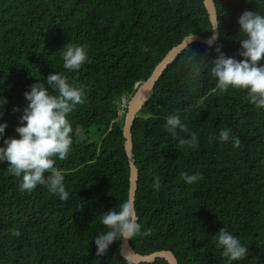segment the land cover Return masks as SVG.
<instances>
[{
	"label": "trees",
	"instance_id": "1",
	"mask_svg": "<svg viewBox=\"0 0 264 264\" xmlns=\"http://www.w3.org/2000/svg\"><path fill=\"white\" fill-rule=\"evenodd\" d=\"M213 3L219 20L215 43L239 60L237 18L245 10L264 12V5ZM211 30L203 0H0L4 136L16 135L21 113L13 108L25 105L23 92L50 71L67 75L85 96L67 117L68 156L55 163L64 174L66 201L39 185L20 192L19 179L0 164V264H133L120 256V241L101 257L92 242L104 231L100 215L128 200L121 100L127 103L134 86L183 38H206ZM69 43L85 45L89 57L74 73L62 67V46ZM192 57L211 60L215 53L188 44L132 122L134 205L142 231L151 235L129 245L140 255L170 251L177 264H228L213 237L223 227L248 247L246 258L233 264H264V109L249 104L244 90L219 91L206 67L193 79ZM173 112L197 135L198 147L181 145L167 133L164 117ZM223 128L239 137L238 147L209 139ZM184 172L203 179L187 185ZM154 177L159 191L152 188ZM139 264L169 263L156 258Z\"/></svg>",
	"mask_w": 264,
	"mask_h": 264
},
{
	"label": "clouds",
	"instance_id": "2",
	"mask_svg": "<svg viewBox=\"0 0 264 264\" xmlns=\"http://www.w3.org/2000/svg\"><path fill=\"white\" fill-rule=\"evenodd\" d=\"M246 2L264 5V0ZM237 24L238 33L242 36L238 39L236 55L241 59L226 56L221 46L215 43L218 40V20L205 41L206 47L215 53V58L196 61L192 57V78L198 79L201 70L206 67L219 91L229 88L244 90L249 104L264 109V12L245 10L238 16ZM192 39L191 33L188 41ZM62 48V67L67 72H77L89 61L87 47L83 44L69 43ZM23 98L26 103L22 109L13 108V111L21 113L14 128L16 135L5 137L7 122H0V164H6L7 173L19 179L20 192L31 193L39 185L46 187L48 193L60 201H66L69 192L65 187L64 174L55 167V163L57 159L65 160L68 156L72 127L67 117L77 105L85 102L84 89L71 83L67 75L50 71L43 80H35L29 85L23 92ZM6 103V99L0 96V109ZM3 115L0 110V120H3ZM164 127L179 144L191 148L199 146L197 135L182 122L180 113L167 114ZM180 133H185V136ZM209 139L220 143L230 142L234 148L240 144L239 137L231 135L229 128L220 129L215 137ZM181 179L187 185H194L203 177L198 173L184 172ZM152 188L160 190L159 177H154ZM100 223L104 231L92 239L97 257L103 256L114 241H130L135 237L151 235L150 230L142 231L135 205L127 199L104 211L100 215ZM213 237L216 248L221 250V256L226 258L228 264L243 260L248 255V247L225 228L219 229Z\"/></svg>",
	"mask_w": 264,
	"mask_h": 264
},
{
	"label": "water",
	"instance_id": "3",
	"mask_svg": "<svg viewBox=\"0 0 264 264\" xmlns=\"http://www.w3.org/2000/svg\"><path fill=\"white\" fill-rule=\"evenodd\" d=\"M203 4L208 13L211 28L217 25L216 10L214 8L213 0H203ZM212 34V33H211ZM210 34V35H211ZM194 39H190V34L187 35L183 40L172 47L165 56L159 61V63L154 67L150 76L144 81L139 82L134 86V92L126 103V110L123 118L122 126V136L124 138V151L127 157L129 166V188H128V200L134 203L135 192L137 188V169L134 165L133 153H132V139H131V126L137 112L142 108V106L150 99L153 93V87L155 82L159 79L163 71L168 67V65L176 58V56L190 43L198 42L205 44L208 37L202 38L198 35L192 34ZM218 35V33H217ZM120 256L131 262L133 264L139 263H149L156 258H163L169 264H177L174 255L170 251H157L150 253L148 255H140L134 252V250L129 245L128 241H120Z\"/></svg>",
	"mask_w": 264,
	"mask_h": 264
},
{
	"label": "built area",
	"instance_id": "4",
	"mask_svg": "<svg viewBox=\"0 0 264 264\" xmlns=\"http://www.w3.org/2000/svg\"><path fill=\"white\" fill-rule=\"evenodd\" d=\"M121 101H122V103H123L124 105L126 104V99L123 98ZM122 103H121V104H122ZM123 104H122V105H123Z\"/></svg>",
	"mask_w": 264,
	"mask_h": 264
},
{
	"label": "rangeland",
	"instance_id": "5",
	"mask_svg": "<svg viewBox=\"0 0 264 264\" xmlns=\"http://www.w3.org/2000/svg\"><path fill=\"white\" fill-rule=\"evenodd\" d=\"M122 104H123V103H122ZM122 104H121V108H123V107L125 106L124 104H123V105H122ZM120 114H121V111H120Z\"/></svg>",
	"mask_w": 264,
	"mask_h": 264
}]
</instances>
